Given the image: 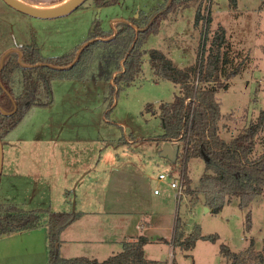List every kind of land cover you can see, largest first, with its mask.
<instances>
[{
    "label": "rangeland",
    "instance_id": "obj_1",
    "mask_svg": "<svg viewBox=\"0 0 264 264\" xmlns=\"http://www.w3.org/2000/svg\"><path fill=\"white\" fill-rule=\"evenodd\" d=\"M169 2L170 0H121L119 3L97 6L94 0H86L66 15L40 18L20 12L0 0L1 60L9 48L20 44H35L44 55H62L87 43L95 19L100 21L102 29H112L113 37L121 23L134 25L135 18L151 23L166 10L165 14H160L159 27L148 35L144 48L148 51L154 47L160 49L177 66L186 67L196 61L198 50L209 47L212 31L223 25L230 39L229 52L233 60L229 71L238 69L229 78V87L217 93L221 111L225 114L220 123L221 135L230 141L264 108L263 0H238L237 7H232L229 0H202L203 11H210L213 17L206 44V24L195 25L199 2L167 11ZM33 3L46 5L44 2ZM149 58V53L143 56L142 71L134 83L116 89L115 92L110 85L115 84L114 76L111 83L90 78L53 80L51 102L45 106H33L19 126L14 128V135L25 134L38 137L37 139L47 136L84 138L86 143L80 144L83 148L81 153H96L101 158L99 167L107 168L111 162L121 165L114 189L127 198L132 196V190L136 188L146 200H149L151 193L150 200L159 204L155 207L147 201L143 205L147 208L145 220L152 222L151 227L144 230L143 234L154 240L144 247L147 257L156 259L161 264H231L222 252V243L238 253L259 250L264 244V195L256 196L247 206H241L242 199L233 195L221 211L212 212L206 205L205 194L199 188L205 160L192 157L187 161L186 170L194 193L188 195L185 191L182 199L176 197L170 182L180 183L183 179L184 143L172 141L179 147L174 161L160 154L166 141L154 139L164 133L162 120L154 112L161 103L173 101L175 95L180 93L181 86L169 79L156 80ZM93 139L98 140L97 147L89 143ZM262 149L264 144L259 145V150ZM72 156L76 157V154L73 153ZM42 167L43 171L47 169V166ZM105 171L91 170L65 189H61L60 184L55 186L46 206L37 199L46 185L43 178H38L35 182L30 178L33 185L27 186H20V180L15 181L19 187L14 190L10 185L13 182L8 183V176L4 174L0 186V202L15 203L26 210H99L107 193L104 185L110 183L106 182ZM161 172L171 177L166 181H159ZM96 175L100 178L98 184ZM25 186L28 191H18L20 187L25 189ZM156 188L159 193H154ZM65 194L67 201H64ZM97 216L90 215L86 219H92V224L99 226ZM177 217L186 227L187 234L200 225L203 234H215L219 236L218 239H199L188 252L179 246H172ZM41 230L46 231L45 228ZM46 235L48 238L47 232ZM60 243L62 256L87 253L98 259H105L110 254L103 252L109 247L101 245L99 241L90 245L85 242L86 245H83L78 241L60 240ZM47 248L48 241L46 243L43 238L37 246L41 264L47 263ZM122 249L123 246L110 252Z\"/></svg>",
    "mask_w": 264,
    "mask_h": 264
},
{
    "label": "trees",
    "instance_id": "obj_2",
    "mask_svg": "<svg viewBox=\"0 0 264 264\" xmlns=\"http://www.w3.org/2000/svg\"><path fill=\"white\" fill-rule=\"evenodd\" d=\"M53 4L62 0H29ZM97 6L119 3L121 0H94ZM202 0H170L168 10L188 7L198 3L195 25L206 24L205 44L213 23L210 11L204 12ZM237 7L238 0H229ZM264 6V0L263 5ZM166 10L163 13L165 14ZM151 23L141 18L134 25L123 22L117 33L111 37L112 29H102L100 21H93L92 29L78 58L77 47L57 56L44 55L35 44H23L22 60L17 52L9 53L0 63V106L10 114L0 111V130L2 140L14 129L29 110L36 105H48L51 100V83L56 79L105 80L111 83L113 92L134 83L142 71L143 56L149 53L150 63L156 80L169 79L181 86L173 101L163 102L154 112L163 123L164 133L154 137L157 140L182 141L184 143V182L186 192L191 189V179L187 173V161L192 157L205 160L204 174L199 188L205 194L206 205L218 213L233 195L247 206L258 195H264V108L249 125L243 128L230 141L221 135V103L217 93L229 87V78L238 69L229 71L233 60L230 57V39L227 29L219 25L212 31L209 47L198 50L193 65L177 66L172 58L162 50L144 48L151 32L159 27V16ZM139 30H136L134 26ZM76 59V60H75ZM1 62V57H0ZM116 72V75H114ZM151 107V106H149ZM263 133V134H262ZM74 210L53 211L38 208L26 210L15 203L0 202V238L16 232L46 227L48 232L47 264H161L148 258L145 244L149 238L140 235L134 240L124 241L123 249L116 254L100 260L91 256L64 257L60 253V237L66 226L81 216ZM176 218L174 236L171 243L184 251L192 250L199 239L215 241L219 236L203 234L200 225L186 233V227ZM222 252L231 264H264V244L259 250L234 252L222 243Z\"/></svg>",
    "mask_w": 264,
    "mask_h": 264
},
{
    "label": "crops",
    "instance_id": "obj_3",
    "mask_svg": "<svg viewBox=\"0 0 264 264\" xmlns=\"http://www.w3.org/2000/svg\"><path fill=\"white\" fill-rule=\"evenodd\" d=\"M15 129H12L8 133L9 137L6 135L7 137H5V141H3V168L0 186L4 174L8 176V183L9 181L13 182V184L10 185L14 190H17L19 187L15 181L19 182L20 180L22 181L20 186L23 184L27 186V184L33 185V182L38 180V178H43L46 185L42 188V193L37 198L38 200L43 201V206H46L49 203L48 201L51 200V192L55 186L60 184L61 189H65L69 185H73L81 177L86 176V173L91 170H106L104 176H106V182L110 183L106 185L103 184L107 193L103 200L104 204L102 205V208L94 211L86 208L80 210L75 209V211L84 214L66 226L61 233L62 241H78L83 245H86L85 243L90 245L93 242L99 241L101 245L109 247L106 250H103V252H106L107 254L110 253L109 256L119 253L121 250L115 253H111L110 251H115L114 249L123 246L124 241L134 240L140 235H145L149 238V241L145 246L154 241L150 239L147 234H143V231L149 229L152 224L150 220H145L147 208L143 205L147 203V201L154 204L155 207H158L159 204L153 203L150 200L151 193L149 200H146L140 190L134 188L132 190V196L126 198L125 196H121L118 190L114 189V183L118 180V174H120L119 169L122 167L121 165L111 162L107 168L106 166L99 167L101 158L99 159L96 153H92L91 155H84L81 153L83 152V148L80 147V144L86 143V139L84 138H49L50 136H47V138L44 137L37 139L38 137L33 138L34 136L25 134L19 135V133H16V135H14ZM89 143L93 144L94 147L98 146L97 139L90 140ZM171 143L175 144V142ZM73 153L76 154V157L72 156ZM42 166H47V169L43 171ZM107 169H109V172ZM116 170H118V172ZM114 171L116 172L115 174ZM30 178L33 179V182ZM99 179V176H97V184ZM26 186L25 189H21L20 187L18 191H28ZM65 197L66 200L64 199V201H67L66 194ZM71 209L72 208H70V210ZM90 215H98L96 217V222L100 223L99 226L93 225L92 223H94V221L92 219H86L90 217ZM86 220L88 223H85ZM41 228H45L46 231L41 230ZM46 232L48 233L46 227H40L34 230L16 232L1 237L0 264H41L40 262L42 260L39 258V250H37V246L43 238L47 243L48 238ZM65 255L66 256H63L75 257L71 254ZM82 255L94 257L87 253L78 254L76 256Z\"/></svg>",
    "mask_w": 264,
    "mask_h": 264
},
{
    "label": "water",
    "instance_id": "obj_4",
    "mask_svg": "<svg viewBox=\"0 0 264 264\" xmlns=\"http://www.w3.org/2000/svg\"><path fill=\"white\" fill-rule=\"evenodd\" d=\"M65 0H62V2H64ZM86 0H70L66 3H63L62 5H59V7L55 8V9H51V10H43V9H37L34 8L30 5L27 4V2H30L28 0H4V2H6L9 6H11L12 8L23 12L25 14H28L30 16H34V17H40V18H54V17H59V16H63L66 15L70 12H72L73 10L77 9L78 7H80ZM57 2V3H62ZM33 3V2H30ZM57 3H53V4H57ZM49 5V4H46ZM136 30H139V28L135 25L134 26ZM117 32V31H116ZM114 32V33H116ZM88 44L85 43L84 45H82L80 47V49L77 52V56L76 59L78 58L79 54L81 53V51L83 50V48ZM11 52H18L19 54V61L22 62V64L24 65H28V66H32V64H25L22 60V56H23V52L19 49V48H10L7 50V52L3 55L2 60H1V66L3 63V60L6 58V56L11 53ZM75 59V60H76ZM17 109V105L15 104V107L12 111L8 112L5 111L1 106H0V111L3 114H10L12 112H14ZM178 145L177 144H172L171 142H166L160 152V154L164 157H167L169 159H172L173 161L176 160L177 158V154H178ZM2 168H3V141H2V137H1V130H0V180H1V175H2ZM75 211V210H74Z\"/></svg>",
    "mask_w": 264,
    "mask_h": 264
},
{
    "label": "built area",
    "instance_id": "obj_5",
    "mask_svg": "<svg viewBox=\"0 0 264 264\" xmlns=\"http://www.w3.org/2000/svg\"><path fill=\"white\" fill-rule=\"evenodd\" d=\"M174 170V167L172 168V170H171V173H170V175L172 174V171ZM169 177H171V176H168L166 173H163V172H161L160 174H159V176H158V180L159 181H166L167 179H169ZM182 178L183 179H181V182L180 183H178V182H176V181H171L170 182V186L174 189V191L176 192V197H178V199H182L183 197V194L185 193V191H186V185H185V182H184V173H183V171H182ZM154 192L155 193H159L160 191H159V189L158 188H156L155 190H154ZM180 201V200H179Z\"/></svg>",
    "mask_w": 264,
    "mask_h": 264
},
{
    "label": "bare ground",
    "instance_id": "obj_6",
    "mask_svg": "<svg viewBox=\"0 0 264 264\" xmlns=\"http://www.w3.org/2000/svg\"><path fill=\"white\" fill-rule=\"evenodd\" d=\"M68 1H70V0H65L62 3L49 4V5H39L37 3H28V2H27V4L34 7V8H37V9L51 10V9H55V8L59 7V5H62L63 3H66Z\"/></svg>",
    "mask_w": 264,
    "mask_h": 264
},
{
    "label": "flooded vegetation",
    "instance_id": "obj_7",
    "mask_svg": "<svg viewBox=\"0 0 264 264\" xmlns=\"http://www.w3.org/2000/svg\"><path fill=\"white\" fill-rule=\"evenodd\" d=\"M23 44H20V45H17V46H15V47H12V48H19V49H21V46H22ZM18 53V52H17Z\"/></svg>",
    "mask_w": 264,
    "mask_h": 264
}]
</instances>
